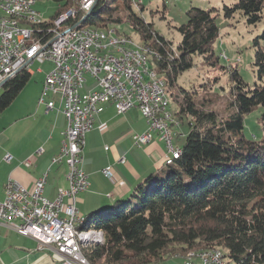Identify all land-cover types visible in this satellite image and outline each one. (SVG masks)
I'll return each instance as SVG.
<instances>
[{"label": "trees", "instance_id": "1", "mask_svg": "<svg viewBox=\"0 0 264 264\" xmlns=\"http://www.w3.org/2000/svg\"><path fill=\"white\" fill-rule=\"evenodd\" d=\"M53 1L57 10L34 30L37 40L47 41L53 22L67 11L74 17L64 26L114 27L122 36L118 28L129 29L148 52L149 69L163 82L175 117L179 123L188 121L179 159L138 184L127 201L114 204L115 210L110 207L95 220L94 213L83 217L78 229L103 235L101 243L81 248L83 257L90 264H159L174 250L183 255L216 248L227 264H264V115L258 140L246 139L243 132L244 117L264 107V86H249L236 67L219 65L214 53L217 11L187 10L185 22L175 29L180 41L173 47L135 11L143 6L138 0H93L88 12L79 8L81 0ZM221 15L225 20L240 16L246 26L255 27L264 20V0H227ZM253 47L252 66L261 80L264 49L257 39ZM195 57L226 76L227 88L213 90L217 77L188 91L180 88L178 77L192 68ZM30 78L21 72L3 86L0 113Z\"/></svg>", "mask_w": 264, "mask_h": 264}, {"label": "built area", "instance_id": "2", "mask_svg": "<svg viewBox=\"0 0 264 264\" xmlns=\"http://www.w3.org/2000/svg\"><path fill=\"white\" fill-rule=\"evenodd\" d=\"M89 7L82 8L86 11ZM73 17L72 11L61 15L53 22L49 39L41 42L35 38L34 30L42 22L34 8L28 2L0 0V89L21 72L32 75V65H50L38 104L47 111L56 110L65 119L60 148L51 164H65L68 185L49 200L44 195L46 174L30 190L8 180L0 203V221L19 236L51 247L61 264H83L71 251V236L76 235L77 223L83 218L77 209L78 196L89 187L82 169L84 137L92 131L102 104L112 105L118 115L132 109L139 111L147 129L134 137L137 148L147 145L156 135L157 141L166 146L167 153L177 155L179 152L169 144L170 131H165V123L152 119L146 109V97L155 98L158 106L164 108V105L159 80H151L145 74V60L128 52L111 51V44L115 43L98 40L94 34L86 33V29L74 33L75 23L64 26ZM20 20H29V27H20ZM86 76L92 79L94 86L87 94L80 95ZM10 159L6 156L4 160L9 162ZM120 162L124 163V159ZM101 174L109 180L114 178L110 168ZM181 264H219V256L193 262L181 260Z\"/></svg>", "mask_w": 264, "mask_h": 264}, {"label": "crops", "instance_id": "3", "mask_svg": "<svg viewBox=\"0 0 264 264\" xmlns=\"http://www.w3.org/2000/svg\"><path fill=\"white\" fill-rule=\"evenodd\" d=\"M48 67L49 71L50 65ZM42 84L30 103L22 107L25 113H15L0 129V201L4 198V186L8 180L30 190L46 174L44 195L49 200L55 198L58 190L67 189L65 164H51L58 154L66 122L61 113L47 111L45 106L38 104ZM88 86L82 95L87 94L94 84L89 82ZM146 129V121L136 109L118 115L110 104L99 107L93 129L84 137L82 169L88 177L89 187L78 196L77 209L81 216L109 209L116 202L130 197L146 177L163 171L165 147L157 141L156 135L148 145L135 146L134 137L142 135ZM6 156L11 158L9 162L4 160ZM122 159L124 163L120 162ZM106 168L114 174L112 180L101 174ZM118 181H122L124 187L117 190ZM0 264H61V260L51 247L40 245L30 237L19 236L0 221Z\"/></svg>", "mask_w": 264, "mask_h": 264}, {"label": "rangeland", "instance_id": "4", "mask_svg": "<svg viewBox=\"0 0 264 264\" xmlns=\"http://www.w3.org/2000/svg\"><path fill=\"white\" fill-rule=\"evenodd\" d=\"M83 2L84 0L79 2V8L81 10H83ZM138 2L143 6L140 7L138 5L137 8L135 7V11L141 15L145 22L152 24L153 29L158 36L162 37L166 42H171L173 47H175L180 41V36L175 29L185 22V13L187 10L190 8L216 10L217 12L215 15H217V17L215 24L218 28V38L214 45V53L217 57H219V65L222 67H236L241 79H243V81L249 86H264V77L259 80L257 70L252 66L255 51L253 47L254 40L257 39L260 46L264 49V40L260 39V36L264 30V20L255 27H248L244 24L243 19L240 16H235L231 20L223 19L221 15V8L223 4L227 3V0H138ZM34 8V10L39 15L40 21L47 22L49 21L50 17L55 14L57 10V3L53 0H37ZM90 8L91 6L89 9ZM88 10H86V12H88ZM110 29L114 30L115 28L110 27L107 30ZM118 30H120V33L124 32L126 36H122L120 34L117 36L124 39L126 38L129 42V46L143 47L141 44H139L138 37L129 29L118 28ZM149 59L151 60L150 57H147L148 66L150 65ZM192 62V68L183 72L178 77L177 84L180 88L188 91L206 83L207 80L212 81L213 77H217V79H219V82L213 87L214 91L221 93L219 90L220 88H227L226 76L221 74L219 71L211 72V67L202 62L201 58L195 57ZM48 66V64H35L30 67V72L33 73L30 81L22 90L20 96L12 103V105L0 113V129L3 128L5 122L9 118L13 117L15 113L20 111L25 113V110L22 107L29 104L32 98L35 96L37 88L41 86L42 80L44 81V74L48 71ZM38 69L41 70V73L37 72ZM85 80L88 83L91 82V85L94 84L92 79H90L88 76L85 77ZM88 83L84 85V90L82 92L80 91V95L84 94L88 90ZM1 93L2 89H0V95ZM166 97H168V94H166ZM167 99L169 104H167L166 107L164 105L166 108V110L164 109L165 115L160 113H156L155 115L157 120L160 122L163 118H166L167 114L170 115L169 118L166 119L167 122L164 120L165 131H170L169 140L171 146H173L175 149H181L185 144V139L188 134V121L183 120L181 123H179L178 119L174 115L176 112L175 106L170 104L169 97ZM148 103H150V101ZM150 106L155 108V105L152 103H150ZM262 115H264V107H258L252 113L244 117L243 132L246 139L258 140L262 136V123L259 120ZM173 127L178 128L173 129ZM174 161L175 160H172L170 164L165 163L164 166H169L173 164ZM129 198L130 197H127L123 200L127 201ZM1 202L2 201H0V203ZM110 209L115 210L116 205L111 206ZM105 211L106 208L100 209L98 213H94V220L97 219L99 214L104 213ZM209 250L217 251L224 256L223 260H226L224 253L220 249L214 248ZM202 252L205 253L207 250H190L183 255L174 250L170 256L167 255V258H165L164 261L159 264H181V260L185 261L184 259H193L195 255H200ZM225 263L227 264V260Z\"/></svg>", "mask_w": 264, "mask_h": 264}, {"label": "bare ground", "instance_id": "5", "mask_svg": "<svg viewBox=\"0 0 264 264\" xmlns=\"http://www.w3.org/2000/svg\"><path fill=\"white\" fill-rule=\"evenodd\" d=\"M5 2H12V3H19V4H27V2L30 4V7L34 8L36 1L37 0H2ZM93 2V0L87 1L84 3L83 7H89V5ZM35 9V8H34ZM89 9V8H88ZM87 9V10H88ZM20 27H29V20H20ZM86 29V33H92L96 36L98 40H107L111 43V51H121V52H128L129 54L136 56L138 58H143L145 60V74L147 78L151 80H157L155 78V73L149 69L148 62H147V57H150L148 52L145 49H142L141 47H134V46H129V42L127 39L125 40L122 37L117 36V34L114 31L111 30H103V31H97V30H92L89 28H82L79 27L78 24L74 25V33H81ZM150 60V59H149ZM150 64V63H149ZM32 76V75H31ZM159 87L161 89V100L163 102V105L165 107L167 106L168 103V97H166V92L164 89V84L162 81H159ZM155 105V108L150 106V103ZM164 107V108H165ZM163 106H158V103L155 98L153 97H146V109H148V114L150 117L154 120H157L156 118V113L164 114ZM169 109V108H168ZM168 111V110H167ZM155 115V116H154ZM159 116V115H158ZM170 115H166V118H163L161 120V123H164V120L166 121L167 118H169ZM161 117V116H160ZM170 120V119H169ZM167 122V121H166ZM169 124V122H168ZM170 137V136H169ZM169 144L171 146L170 140ZM179 158V152L177 155H171V158H168L167 164H170L172 160H177ZM83 219L77 223L76 227V235L71 236V251H74L76 254L77 259L80 262H83V264H90L82 255L81 248L85 245L91 246L90 244H99L103 241V235L101 232H85L81 229H78V227L81 225ZM209 252V253H208ZM194 253V252H193ZM212 256H219V264H226V260H223V255L218 253L217 251L214 250H208L207 252H202V254L195 255L193 259H184L185 262H193L197 259H202V258H208ZM186 257V256H185Z\"/></svg>", "mask_w": 264, "mask_h": 264}, {"label": "water", "instance_id": "6", "mask_svg": "<svg viewBox=\"0 0 264 264\" xmlns=\"http://www.w3.org/2000/svg\"><path fill=\"white\" fill-rule=\"evenodd\" d=\"M4 86V85H3ZM3 86H2V88H3ZM150 143V142H149ZM148 143V144H149ZM159 143H161V142H159ZM147 144V145H148ZM163 144V143H162ZM164 145V144H163ZM146 146V145H145ZM164 147H165V152H164V154H163V158H162V163H163V165H164V163H165V161L168 159V158H171V155L169 154V153H167V149H166V146L164 145ZM177 150L180 152V155H181V149H178L177 148ZM180 155H179V157H180ZM120 183H122V186H120L119 184ZM117 186H116V188H117V190L118 189H122L123 187H124V183L122 182V181H118V183L116 184ZM107 197L109 198V197H111V195H107ZM81 217H83V216H81Z\"/></svg>", "mask_w": 264, "mask_h": 264}]
</instances>
